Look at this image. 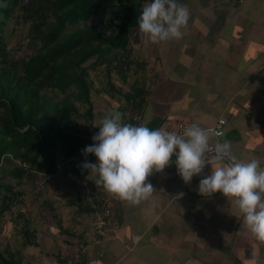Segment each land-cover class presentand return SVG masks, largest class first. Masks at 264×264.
<instances>
[{
  "label": "crops",
  "instance_id": "obj_1",
  "mask_svg": "<svg viewBox=\"0 0 264 264\" xmlns=\"http://www.w3.org/2000/svg\"><path fill=\"white\" fill-rule=\"evenodd\" d=\"M148 3L151 0H141V11ZM177 3L190 12L187 27L181 29L182 38L152 43L140 33L138 25L132 27L128 47L114 50L116 58L131 62L126 80L122 81L115 70H111L110 77L115 81L116 73L120 80L114 84L121 87L131 78L144 86L146 100L138 112L142 123L146 117H150L149 122L157 118V128L179 134L178 123L186 119L206 129L224 118L223 136H212L210 142L226 140L238 160L257 159L264 167V0ZM106 6L110 8L107 13ZM117 6L115 2L104 4L109 16L105 15L106 23ZM108 26L116 32V25ZM90 60L93 64L94 58ZM94 67L96 77L105 71L109 85L106 64ZM112 89L103 85L95 89L92 83V101L95 90L104 96L99 100L106 99L111 106L103 115L94 109L91 138L99 132L100 121L114 111L121 112V122L127 124L125 103L113 109L115 100L123 101L122 93L126 91ZM76 157L78 162L67 166L65 174L44 183L41 199L35 196L33 187L23 194V202L12 204L13 210L20 213L19 220L11 219V214L6 220L5 215L1 216V224L9 223L5 226L8 234L1 237L8 238L13 230L20 240L21 248L15 245L14 251L21 257V264H264V243L244 226L235 201L220 192L211 196L199 192L200 180L211 175L216 166L215 162L211 165L212 159L199 175L185 183L173 155L162 172L148 177L146 183L154 189L151 197L133 205L96 185L97 174L83 169L84 161ZM88 162L96 163V156ZM169 169H174L175 175L163 182ZM83 180L111 211V229L100 237L92 234L94 220L82 201ZM21 230L30 236V243L23 241Z\"/></svg>",
  "mask_w": 264,
  "mask_h": 264
},
{
  "label": "trees",
  "instance_id": "obj_2",
  "mask_svg": "<svg viewBox=\"0 0 264 264\" xmlns=\"http://www.w3.org/2000/svg\"><path fill=\"white\" fill-rule=\"evenodd\" d=\"M107 2L118 3L113 18L107 20L108 25H116L114 34L91 21ZM140 5L141 0H0V167L16 163L1 171L14 183L0 180L4 191L0 218L10 210L11 219L19 220L20 213L12 204L24 201L22 184L26 180L35 183L41 173L57 176L64 169L62 157L78 155L83 161L95 157L83 153L94 143L89 136L94 128L90 66L106 64L108 75L115 70L126 80L131 62L117 59L114 50L128 47V32L138 25ZM15 10L24 23H30L29 39L40 44L35 53H24L22 44L7 48L3 41V26ZM101 18L104 21L106 16ZM92 58L93 64L86 65ZM132 81L130 89L122 93L127 124L131 115L140 112L147 95L144 86ZM109 86L114 92L122 88L110 75ZM80 119L89 126L81 125ZM159 125L157 118L147 124L151 129ZM34 192L38 196L42 189ZM20 232L23 241L30 243L27 232ZM6 247L0 249V264H21L18 252Z\"/></svg>",
  "mask_w": 264,
  "mask_h": 264
},
{
  "label": "clouds",
  "instance_id": "obj_3",
  "mask_svg": "<svg viewBox=\"0 0 264 264\" xmlns=\"http://www.w3.org/2000/svg\"><path fill=\"white\" fill-rule=\"evenodd\" d=\"M189 18L188 8L177 0H151L143 6L137 23L140 33L150 42L160 43L181 39V29L187 27ZM122 116L114 111L100 121L99 132L92 137L94 143L83 149L85 155L94 154L97 162L85 160L81 167L97 174L95 184L108 194L133 205L151 197L154 189L151 183H146L148 177L162 172L173 155L178 174L185 183H190L210 162L205 159L211 150L210 138L223 136L222 132L195 123L182 134H176L163 128H149L150 117L133 125L122 123ZM225 160L228 162L224 163ZM213 162L216 166L211 175L200 180V194L211 196L220 192L232 198L243 214L244 226L257 241L264 243V167L257 159L238 160L226 140L215 144L211 165Z\"/></svg>",
  "mask_w": 264,
  "mask_h": 264
},
{
  "label": "rangeland",
  "instance_id": "obj_4",
  "mask_svg": "<svg viewBox=\"0 0 264 264\" xmlns=\"http://www.w3.org/2000/svg\"><path fill=\"white\" fill-rule=\"evenodd\" d=\"M107 5H110V4H107ZM109 10H110V8H109V6H106L105 7V12L107 13V12H109ZM105 12H104V9L103 10H101V12L99 13V14H97V15H95L94 16V18L92 19L94 22H96L97 24H98V26L100 27V28H103L102 30H104V29H106L109 33H114V28H110L108 25H107V23L105 22V21H102L101 19H100V16L101 15H106L105 14ZM107 16V15H106ZM107 17H109V16H107ZM29 26H30V23L29 22H27V23H24L23 21H22V17L20 16V11L19 10H15L13 13H12V15H11V17L10 18H7L6 19V23H5V25L3 26V32H2V35H3V41L6 43V45H7V48H9V47H14L15 45H19V44H22L21 46H22V48H23V50H24V53H26V54H28V53H35L37 50H38V46H40V44H34L30 39H29V36H28V29H29ZM106 30H104V31H106ZM14 54H15V51L13 52ZM91 60H88L87 62H86V64L87 65H89V62H90ZM103 68H104V66H103ZM90 71H91V73H90V76H91V78H92V80L91 81H93L94 82V87H95V89L96 88H100L102 85H103V87L105 88V89H108V84H107V78L104 76L105 75V71L104 70H102L101 72H100V78L99 77H96V75H94V73H95V67L94 68H90ZM90 76H89V78H90ZM112 77V76H111ZM110 77V79L111 80H113L112 78ZM113 77H114V79H115V81H116V79H117V81H119L120 79L117 77V75H116V73H114L113 74ZM90 78V79H91ZM104 80L105 81V83L103 82H99V80ZM114 80H113V82H115ZM92 82V83H93ZM132 82V78L131 79H129V81L127 82V84H125V85H123L122 86V89L124 90V91H127V90H129L130 89V83ZM147 82H148V79H145V84H147ZM116 84H117V82H116ZM108 85V86H107ZM118 85V84H117ZM102 97L103 95H99L95 90L92 92V98H93V101H94V109L96 110V111H100V114L101 115H103V111H105V110H107V109H109L108 108V106H111L110 105V103L111 102H109L108 103V101L105 99L104 101H100L99 100V97ZM116 96L119 98H122V96H121V94H116ZM104 97V96H103ZM116 97V98H117ZM108 99V98H107ZM117 102V99L115 100V107L113 108V109H116V107H122L123 105L122 104H124L125 103V100L123 99V101H122V99H121V101L119 102V100H118V103H116ZM126 104V103H125ZM80 123L83 125V124H87L88 123V121H86L85 119H80ZM14 164H16L15 162H11L10 164H2V166L0 167V180L1 181H3L4 183H14V179H12L10 176H7L6 174H5V176H2V173H1V171L3 170V169H5V168H9V167H12ZM39 178L36 180L37 181V183L35 182V184H33V181H30V180H26L25 182H24V186H22V189H24L25 191L27 190V191H29V190H31L33 187H34V189L40 184V180L42 179L40 176H38ZM23 185V184H22ZM2 193H4V191L3 190H0V198H1V195H2ZM35 195V194H34ZM41 192L39 193V195L37 196V195H35L36 197H41ZM93 195H94V193H93ZM82 201L84 202V199H85V192L83 191V193H82ZM104 204H105V206H109L106 202H104ZM85 205V204H84ZM87 206V205H86ZM88 207V206H87ZM88 209H89V207H88ZM90 211V210H89ZM7 214L8 215H6V214H4L3 213V215H5V220H6V218H8L9 219V215H10V210H8L7 211ZM2 215V216H3ZM18 219H16V221H17ZM18 223H20V221H18L17 222V224ZM7 224H9L8 222L7 223H2L1 224V222H0V234H8V233H6V227L5 226H7ZM5 231V232H4ZM0 241H2L1 243H2V245L3 246H1L0 247V249L1 250H4V249H6L7 247L5 246L6 244H8L10 247H11V249L13 248H15V245L17 246V248L16 249H18V248H21L20 247V240H19V238H17V236L15 235V233L13 232V230H11V233H10V236L8 237V238H3V237H1V235H0ZM6 243V244H5Z\"/></svg>",
  "mask_w": 264,
  "mask_h": 264
},
{
  "label": "built area",
  "instance_id": "obj_5",
  "mask_svg": "<svg viewBox=\"0 0 264 264\" xmlns=\"http://www.w3.org/2000/svg\"><path fill=\"white\" fill-rule=\"evenodd\" d=\"M122 61H127L124 60V58H121ZM142 123V115L141 113H134L133 115H131L130 118V124L133 125H138ZM224 123H225V119L224 118H219L217 120V122L209 127H207L206 129H211L213 130V132H224ZM192 125V121L190 119H186L184 121H181L178 123V132L179 134H182L183 131L188 128L189 126ZM215 136V135H213ZM215 137H220V136H215ZM209 145H210V151L207 152L205 154V159L206 160H210L212 159V157L214 156V147L215 144L211 143L209 141ZM72 162H78V159L76 156H72L71 158H63L62 157V163H63V167L64 169H62V171H59L58 174L60 173H66V168L67 166H69ZM226 162H228L227 160H225ZM81 165H82V161H81ZM175 170L174 169H169V175L168 177L163 179V182H169L172 177H174L175 175ZM57 174V175H58ZM41 180H40V184L36 187L37 190H41L44 183L46 181H48L49 179L53 178L56 176V173H41ZM85 182L84 184V192H85V199H84V204L87 205L89 207V210L92 214L93 220H94V224L95 227L93 229V233L96 237H100L103 236L106 232H108L111 228L109 225V217H110V209L105 206L103 201H98L95 197V195H93V191L91 186H89L86 182V180H83Z\"/></svg>",
  "mask_w": 264,
  "mask_h": 264
}]
</instances>
